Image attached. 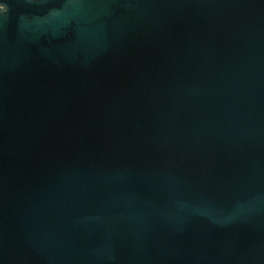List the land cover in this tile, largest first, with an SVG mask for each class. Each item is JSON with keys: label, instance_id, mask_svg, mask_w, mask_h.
I'll use <instances>...</instances> for the list:
<instances>
[{"label": "water", "instance_id": "1", "mask_svg": "<svg viewBox=\"0 0 264 264\" xmlns=\"http://www.w3.org/2000/svg\"><path fill=\"white\" fill-rule=\"evenodd\" d=\"M0 264H264V0H0Z\"/></svg>", "mask_w": 264, "mask_h": 264}]
</instances>
